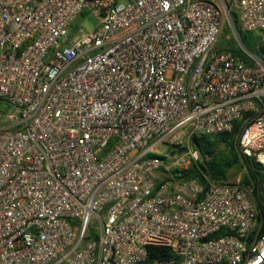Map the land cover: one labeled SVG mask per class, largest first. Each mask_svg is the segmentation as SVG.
Instances as JSON below:
<instances>
[{"label": "built area", "instance_id": "2783aa9c", "mask_svg": "<svg viewBox=\"0 0 264 264\" xmlns=\"http://www.w3.org/2000/svg\"><path fill=\"white\" fill-rule=\"evenodd\" d=\"M238 28L264 42V0H0V264H264L253 189L185 176L237 121L264 174V56Z\"/></svg>", "mask_w": 264, "mask_h": 264}, {"label": "trees", "instance_id": "16d2710c", "mask_svg": "<svg viewBox=\"0 0 264 264\" xmlns=\"http://www.w3.org/2000/svg\"><path fill=\"white\" fill-rule=\"evenodd\" d=\"M233 21L237 25V18L232 13ZM240 40L244 47L258 57L264 56V42L252 33L244 32L238 28ZM232 34L229 26H225L218 43L221 52L231 53L242 57L249 66L254 62L237 46L227 39ZM233 37V36H232ZM231 37V38H232ZM243 129V121L233 123L229 132L216 135H203L194 139V146L200 151L201 160L193 163L185 176L188 178L203 179L204 174H209L214 180L227 181L232 170L240 171L246 166L248 175H245L242 184L253 189L257 205L264 217V174L259 165L251 158L244 157L238 147V140ZM146 261L140 264H151L154 261L166 262L174 257L167 248L149 247Z\"/></svg>", "mask_w": 264, "mask_h": 264}, {"label": "rangeland", "instance_id": "374dc122", "mask_svg": "<svg viewBox=\"0 0 264 264\" xmlns=\"http://www.w3.org/2000/svg\"><path fill=\"white\" fill-rule=\"evenodd\" d=\"M77 25L82 30L91 31V30H94L98 26V19L95 16H89V17L81 18L77 21ZM232 36H233L232 34H229L227 36V39L228 40L230 39L229 42L232 43L233 45H237L245 53L243 48L238 45V42L234 38V36L233 37ZM245 175H248V171H247L246 166L243 165V168L240 171L232 170L229 173V177H228L227 181L232 182V183L240 181L242 183V180H243ZM92 230L94 233L98 232L96 221H94V224L92 226Z\"/></svg>", "mask_w": 264, "mask_h": 264}]
</instances>
